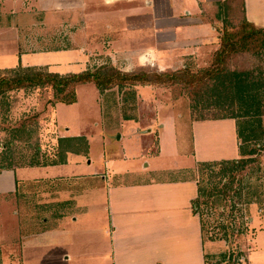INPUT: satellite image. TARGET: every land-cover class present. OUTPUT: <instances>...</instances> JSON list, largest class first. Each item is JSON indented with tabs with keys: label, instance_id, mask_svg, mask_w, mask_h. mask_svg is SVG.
<instances>
[{
	"label": "crops",
	"instance_id": "crops-1",
	"mask_svg": "<svg viewBox=\"0 0 264 264\" xmlns=\"http://www.w3.org/2000/svg\"><path fill=\"white\" fill-rule=\"evenodd\" d=\"M10 1L0 0L1 14L17 26L7 31L0 20V44H131L124 53L137 64L124 71L152 64L165 71L187 67L189 59L212 61L219 46L215 12L227 0ZM237 1L243 16L264 28V0ZM26 63L20 66H35ZM9 66L0 63L15 68ZM173 120L169 159L159 147L150 159L155 166L36 177L20 173L48 166L0 171V264H206L197 179L185 172L200 161L239 158L237 128L232 119L190 126ZM157 142L162 146V137ZM68 154L67 164L88 159ZM260 214L255 222L262 228ZM256 253L264 259V241L251 259Z\"/></svg>",
	"mask_w": 264,
	"mask_h": 264
},
{
	"label": "rangeland",
	"instance_id": "rangeland-1",
	"mask_svg": "<svg viewBox=\"0 0 264 264\" xmlns=\"http://www.w3.org/2000/svg\"><path fill=\"white\" fill-rule=\"evenodd\" d=\"M10 2H17L15 4L17 6L21 5L19 0ZM240 10L238 3L237 5L232 4L230 8H226L227 18L225 15L222 19L215 16L218 19L220 34L224 25H229L227 27L231 29L236 28L235 26L238 25L242 17ZM9 15L11 14L3 16L0 9L1 23L7 31L11 30L14 33L17 24L15 17ZM20 29L25 30L26 34L29 33V26L24 23ZM216 43L219 45V49L221 45L219 35H216L213 41V44ZM246 44H251L250 49L236 53L230 59L229 67L237 70H253L255 75H258L260 71L264 72V54H258V47L255 45L264 44V40L253 39ZM146 45L150 44H139L141 47ZM125 49L130 50L131 44H9L6 41V44H0V63H10L9 67L18 68L28 62L35 65L32 68L57 71L62 75H70L86 69L93 70L109 63L112 65L115 63L114 66L122 68L121 70L131 69L137 64V61H131V58L124 53ZM213 56L212 61L214 60ZM17 60L20 61L19 64ZM212 61L196 63L189 59L186 63L189 65L187 67L196 74L210 67ZM149 66L154 68L153 66L157 65ZM151 68L149 71L152 73L157 71L155 68ZM160 71L163 70L159 69L158 72ZM212 84L213 81L210 80L209 83L206 81L204 86L199 83L189 86L176 81L158 84L117 85L102 93L93 82H85L75 86L78 100L73 104L56 102L54 89L47 85L10 90L0 98V171L8 169L7 167L16 169L48 166L47 168H29L20 173H25L23 176L36 177L47 173L48 175L59 173L94 174L107 169L125 170L139 168L146 162L150 167L155 166L150 159L152 152H156L157 148L160 147L162 150V154L166 157L164 160L169 159L170 149L173 146V141H170V138L173 139L176 126L173 115L179 120L178 122L189 126L192 120L232 119L237 130H244L246 135L250 133L249 126L251 123L253 124L252 121L260 120L261 133H264V107L260 109V115L250 117L244 116L246 107L238 101L234 105L227 103L222 106L216 105L211 99H207V96L202 101L196 92L201 91L206 95ZM232 113L243 116L219 118ZM248 120L251 123L246 124ZM252 128H255L256 131L260 130L256 124H253ZM199 133L202 135L200 128ZM67 134L80 135L81 138L86 139L89 151L80 155L86 156L88 159L80 164H67L68 153H72L68 152L66 164L48 165L54 160L61 159L59 139L69 137ZM215 135L218 134L215 132ZM159 137H162V146L160 142H157ZM240 141L239 147L247 148L248 151L254 150L253 154L245 155V158H250L253 161L241 171H235L236 178L233 188L237 190L240 186L243 187L247 183H251L260 190L261 202L248 204L243 212L246 215L244 219H248L249 227L245 234L235 237L228 229V240H206L208 244L206 247L204 246V253L205 256H208L210 264H230L229 258L222 260L220 254L237 247L248 252V255L245 253L242 258L245 264H253V261L256 264H264V259L259 254L256 253L252 257L253 261L250 257L256 244L264 241V238L261 239L258 234L259 230L264 231V224H261L262 228H260L255 222L257 212L264 215V134L260 138L254 137L247 141L240 139ZM197 143H199L198 151H200L198 139ZM84 144L81 140L80 148ZM241 157L242 155L239 158ZM185 175L198 179L200 173L195 168L185 172ZM246 193L247 188H244L241 197L245 198ZM226 198V205L217 206L211 210L212 213H206L207 220L209 218L213 220V223H216L220 218L226 223L232 222L233 219L239 222V213L234 211L232 214L231 209L232 202L238 200L239 196L234 195V192L231 191ZM211 231L207 235L211 236L220 231V228ZM223 232L224 230L220 231L218 236H222Z\"/></svg>",
	"mask_w": 264,
	"mask_h": 264
},
{
	"label": "trees",
	"instance_id": "trees-1",
	"mask_svg": "<svg viewBox=\"0 0 264 264\" xmlns=\"http://www.w3.org/2000/svg\"><path fill=\"white\" fill-rule=\"evenodd\" d=\"M237 0H227L219 5V10L216 13L218 19L228 13L226 8H230L232 4L237 5ZM240 11L242 13V4L238 2ZM227 18V17H226ZM225 19V18H224ZM226 23V21H224ZM219 31V25L215 24ZM224 25L219 31L220 47L214 53V60L212 65L198 73H193L188 67L178 70L168 69L156 72L149 71L151 67H138L131 71H124L116 66L104 64L96 67L93 70H84L81 72L73 73L70 75H62L59 72H52L48 69L32 68V67H18L6 68L0 70V98L10 90L15 88L31 87V86H51L55 91L56 102H63L66 104L76 103L78 100L75 86L85 82H93L104 93L107 89L113 88L117 85H136V84H158L160 82L176 81L178 83H185L192 85L199 83L204 86L205 82L213 81L210 91L204 95L201 91H197V96L211 99L216 105H225L232 103L233 105L238 101L241 105L246 107L244 116L255 117L261 114V108L264 107V72L260 71L255 75L253 70H237L229 67V61L236 53L250 49L251 44H246L253 39L264 40V28H258L253 23L249 22L245 16L242 17L235 29ZM258 47L257 53L264 54V44H255ZM154 69V68H151ZM169 72V73H165ZM160 73V74H159ZM231 104V105H232ZM263 113V111H262ZM241 114L223 115L219 118H238ZM205 119V118H204ZM217 119V118H214ZM260 130L252 128V123L248 120L246 124L251 123L249 126L250 133L247 135L244 130H237V135L243 141H247L254 137L262 136L261 121H252ZM81 140L85 143L82 148ZM81 136L61 137L59 139V148L61 159L54 160L48 165L63 164L67 161V153L86 154L89 151V145ZM241 142V141H240ZM254 150L248 151L247 148H241V158L228 159V160H213V161H200L197 165V170L200 175L197 179L198 184V198L196 213L199 214L201 220V228L203 240H228L229 230L231 234L238 237L248 231V219L245 213L246 206L251 203H260L261 196L258 187H254L251 183H247L243 187L240 186L237 190L235 186V171H241L250 162V158H245L247 154H253ZM39 165V164H36ZM11 169L10 167H7ZM247 188L245 198H242V190ZM234 192V195L239 196V199L232 202V214L234 211L239 213V222L233 219L232 222H224L219 218L216 223L213 220L205 218L206 213H212L211 210L217 206L226 205L227 196ZM220 228L223 231L222 236H218V232L207 235L210 231ZM229 229V230H228ZM212 232V231H211ZM248 252L242 250L240 247L230 249L227 252L220 254L222 260L229 258L230 264H245L243 256ZM206 264H210L208 256H205ZM251 263V262H250ZM248 264V263H247ZM252 264V263H251Z\"/></svg>",
	"mask_w": 264,
	"mask_h": 264
},
{
	"label": "water",
	"instance_id": "water-1",
	"mask_svg": "<svg viewBox=\"0 0 264 264\" xmlns=\"http://www.w3.org/2000/svg\"><path fill=\"white\" fill-rule=\"evenodd\" d=\"M196 208H197V205H196Z\"/></svg>",
	"mask_w": 264,
	"mask_h": 264
}]
</instances>
